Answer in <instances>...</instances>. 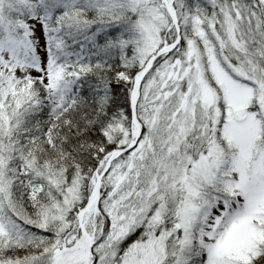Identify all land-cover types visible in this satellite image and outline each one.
Returning a JSON list of instances; mask_svg holds the SVG:
<instances>
[{
  "label": "snow or ice",
  "instance_id": "1",
  "mask_svg": "<svg viewBox=\"0 0 264 264\" xmlns=\"http://www.w3.org/2000/svg\"><path fill=\"white\" fill-rule=\"evenodd\" d=\"M0 264H264V0H0Z\"/></svg>",
  "mask_w": 264,
  "mask_h": 264
}]
</instances>
